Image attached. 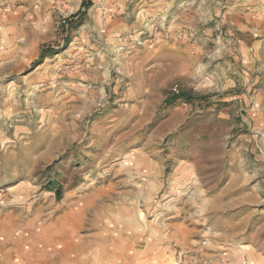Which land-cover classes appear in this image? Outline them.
Masks as SVG:
<instances>
[{
  "label": "rangeland",
  "instance_id": "rangeland-1",
  "mask_svg": "<svg viewBox=\"0 0 264 264\" xmlns=\"http://www.w3.org/2000/svg\"><path fill=\"white\" fill-rule=\"evenodd\" d=\"M82 2L0 0V264H264V0Z\"/></svg>",
  "mask_w": 264,
  "mask_h": 264
},
{
  "label": "trees",
  "instance_id": "trees-1",
  "mask_svg": "<svg viewBox=\"0 0 264 264\" xmlns=\"http://www.w3.org/2000/svg\"><path fill=\"white\" fill-rule=\"evenodd\" d=\"M93 4V0H83L82 2V6H81V9L77 12V14L75 16H80L79 18H83V16L86 14V12L91 8ZM76 18V17H73V19ZM49 51H43L42 53V56L41 58L47 54ZM184 95L183 94H180V93H177V94H174L172 96V98L170 99V102L173 103L175 101H177L178 99H180L181 97H183ZM50 187H49V190L50 191H53L55 190V183H50ZM55 192L57 193V195L60 196V190H55Z\"/></svg>",
  "mask_w": 264,
  "mask_h": 264
}]
</instances>
